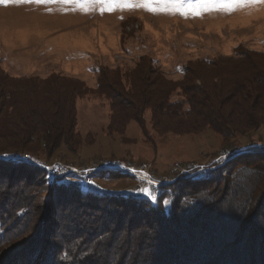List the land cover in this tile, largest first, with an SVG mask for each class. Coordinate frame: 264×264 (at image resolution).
Returning <instances> with one entry per match:
<instances>
[{"label":"trees","instance_id":"trees-1","mask_svg":"<svg viewBox=\"0 0 264 264\" xmlns=\"http://www.w3.org/2000/svg\"><path fill=\"white\" fill-rule=\"evenodd\" d=\"M151 63L97 68L95 93L110 103V132L123 133L130 121L143 128L147 110L161 133L208 128L228 147L264 129V53L239 47L233 56L197 60L181 70L180 82ZM177 89L183 100L171 99ZM84 94L79 80L61 74L14 78L0 71V223H31L32 233L1 264H26L22 258L46 226L57 228V238L45 241L43 258L31 264H264V146L214 170L146 184L157 192L155 203L96 194L63 176L51 180L37 165L39 156L79 145L75 100ZM45 188L54 208L40 213L36 195ZM53 209L57 224L48 217Z\"/></svg>","mask_w":264,"mask_h":264},{"label":"rangeland","instance_id":"rangeland-1","mask_svg":"<svg viewBox=\"0 0 264 264\" xmlns=\"http://www.w3.org/2000/svg\"><path fill=\"white\" fill-rule=\"evenodd\" d=\"M190 2L194 0H186ZM62 7L0 5L1 72L14 78L61 74L79 80L86 88V94L75 100L79 145L75 150L61 147L50 157L39 156L44 164L37 165L48 172L51 180L63 176L87 184V189L96 194L133 195L155 203L149 196L154 194L157 200V192L146 184L163 186L178 178H189V174L214 170L233 156L264 146V129L237 139L232 147L208 128L199 134L161 133L153 127L149 110L143 115V128L130 121L123 133L110 132V103L95 93L96 70L101 66L131 68L145 58L168 80L180 82L181 70L197 60L233 56L239 47L264 53V3L246 4L231 13L206 12L195 18L152 14L143 9L100 14L97 10L62 11ZM171 99L183 100L181 91H174ZM141 187L152 191L146 196L139 191ZM48 192L45 188L40 196L36 195L40 213L49 204L54 208ZM58 209L48 216L55 224ZM29 226L31 223L24 229H14L0 223V264L6 253L27 241L32 234L27 232ZM54 227L41 229L32 253L25 255L21 263L23 259L31 264L43 258L47 242L52 244L57 238Z\"/></svg>","mask_w":264,"mask_h":264},{"label":"snow or ice","instance_id":"snow-or-ice-1","mask_svg":"<svg viewBox=\"0 0 264 264\" xmlns=\"http://www.w3.org/2000/svg\"><path fill=\"white\" fill-rule=\"evenodd\" d=\"M22 3L60 4L63 6L62 11L79 10L85 13L93 10L104 14L116 10L143 9L152 14H179L185 18L189 16L195 18L213 11L231 13L246 4L264 3V0H194L190 3H186V0H0V5ZM26 159L31 160L32 158L27 157ZM87 183L94 184V181L88 180ZM139 191L147 196L152 190L141 187ZM149 199L156 202L154 194L149 196ZM163 203L169 204L170 200H164ZM261 222L264 223V218H261ZM77 243H82V240L77 241ZM61 259L66 258L61 257Z\"/></svg>","mask_w":264,"mask_h":264}]
</instances>
